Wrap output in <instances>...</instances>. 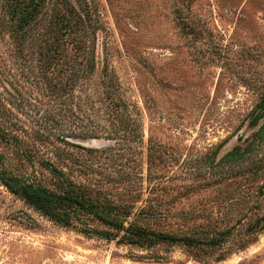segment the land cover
Returning a JSON list of instances; mask_svg holds the SVG:
<instances>
[{
    "label": "rangeland",
    "instance_id": "1",
    "mask_svg": "<svg viewBox=\"0 0 264 264\" xmlns=\"http://www.w3.org/2000/svg\"><path fill=\"white\" fill-rule=\"evenodd\" d=\"M263 102L264 0H0V168L53 187L50 162L139 225L221 239L83 214L110 238L86 235L0 180V264H264Z\"/></svg>",
    "mask_w": 264,
    "mask_h": 264
},
{
    "label": "trees",
    "instance_id": "2",
    "mask_svg": "<svg viewBox=\"0 0 264 264\" xmlns=\"http://www.w3.org/2000/svg\"><path fill=\"white\" fill-rule=\"evenodd\" d=\"M30 14L26 13L23 15L21 23L25 24L29 20ZM66 24L67 32H71L74 28L78 27L76 19L74 21L67 19ZM74 36L76 37L73 39L79 42L80 39L77 38L78 34ZM45 164L53 175V187H47L39 182L22 183L1 168L0 180L9 191L17 195L36 211L61 226L77 229L86 235L97 234L110 238L109 231L99 233L94 231V229L78 225V217L88 214L117 232H123L124 234L120 238L128 243H142L152 246L161 240L175 241L181 238H183L184 242L197 245H216L221 242L219 236L207 237L208 239H195L194 237L178 238L139 225L134 218V220L131 219L135 214H133L129 206L100 199L96 197L92 188L75 181L54 164L50 162ZM146 210L141 209L139 213L143 215L148 214L149 212H145ZM257 227L264 229V215L257 221Z\"/></svg>",
    "mask_w": 264,
    "mask_h": 264
}]
</instances>
